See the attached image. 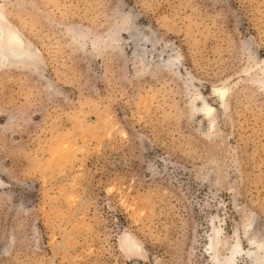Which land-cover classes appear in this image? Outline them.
<instances>
[{
  "label": "rangeland",
  "instance_id": "obj_1",
  "mask_svg": "<svg viewBox=\"0 0 264 264\" xmlns=\"http://www.w3.org/2000/svg\"><path fill=\"white\" fill-rule=\"evenodd\" d=\"M1 32L0 264H264V0H0Z\"/></svg>",
  "mask_w": 264,
  "mask_h": 264
},
{
  "label": "bare ground",
  "instance_id": "obj_2",
  "mask_svg": "<svg viewBox=\"0 0 264 264\" xmlns=\"http://www.w3.org/2000/svg\"><path fill=\"white\" fill-rule=\"evenodd\" d=\"M3 34L2 32L0 33V63H2L3 61L6 60V58L9 56L11 60L13 61H20L25 53L24 51H21V52H11L12 50H8L6 51L5 50V47L3 48ZM9 54V55H8ZM217 93L221 96V97H224L225 93H226V90L224 89H218L217 90Z\"/></svg>",
  "mask_w": 264,
  "mask_h": 264
}]
</instances>
